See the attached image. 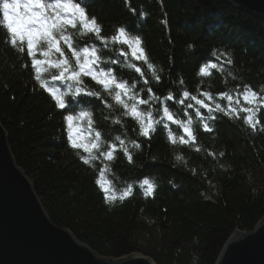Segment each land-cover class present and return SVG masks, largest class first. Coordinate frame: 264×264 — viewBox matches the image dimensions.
Masks as SVG:
<instances>
[{"label": "trees", "instance_id": "16d2710c", "mask_svg": "<svg viewBox=\"0 0 264 264\" xmlns=\"http://www.w3.org/2000/svg\"><path fill=\"white\" fill-rule=\"evenodd\" d=\"M79 2L96 17L107 43L79 28L69 27L66 34L78 49L97 50L100 67L112 69L117 81L131 89L122 99L131 105L130 96L136 95L137 109L145 122L151 113L153 129L148 137L140 135L139 121L125 115L123 105L91 77H82L83 86L100 96L73 98L70 82L54 79L59 70L45 63L39 74L47 87L41 88L26 41L10 43L0 13V123L16 164L49 219L97 254L115 260L142 253L155 264H215L234 231H250L264 217V18L227 0ZM119 27L142 38L153 69L111 39ZM61 47L71 58L67 45L61 42ZM44 50L40 42L35 58L45 60ZM51 59L59 54L53 52ZM248 89L257 93L255 104L242 97L251 95ZM57 90L65 94L66 109L53 99ZM169 94L174 98L167 99ZM216 104L224 111H217ZM165 106L172 121L163 116ZM81 111L90 114L91 124L89 118L74 119L71 135L91 151L73 148L69 141L65 116L78 117ZM189 119L196 139L181 143L187 135L175 121ZM96 133L99 149L91 148ZM110 150L113 159L108 160L102 153ZM144 179L155 185L152 195L145 194Z\"/></svg>", "mask_w": 264, "mask_h": 264}, {"label": "snow or ice", "instance_id": "6c2138e0", "mask_svg": "<svg viewBox=\"0 0 264 264\" xmlns=\"http://www.w3.org/2000/svg\"><path fill=\"white\" fill-rule=\"evenodd\" d=\"M21 8L24 9L21 12ZM132 11H135L134 9ZM0 13H2L3 23L7 29V32L10 34L11 40L10 43L15 46L17 40L21 43L26 41L27 45V56L31 59V64L36 69L35 80L39 82L41 88H46L45 81L41 79L40 76V65L41 64H50L52 68L59 70V75L53 77L58 80H66L70 82V86L74 88L72 92L73 98L80 94H86L90 96H100L98 92H86L85 87L83 86L82 77H91L97 84L103 86L104 90L109 93L113 99L123 105L126 109L125 115L134 116L140 124V135L148 137L150 131L153 129L154 121L152 119L151 113L147 116V121L145 122L144 114L139 112L137 109V104L135 103L137 96L132 95L130 99L134 101L129 105L125 103L122 96H129L131 89L125 82L117 81L115 75L113 74L112 69L107 71L100 67V56L97 54L95 48H77L73 43L72 36L67 33L68 28L72 29H81L86 33L95 34L97 39L107 43L104 37L101 36L102 26L97 23L96 17H90L86 7L83 6L79 0L72 2V0H56L55 3H44L43 0H0ZM145 13L141 12V16ZM113 41L127 45L131 50V55L136 60H142L144 63H147L149 69H153V65L148 63V55L143 47V40L140 36H131L126 31L124 27H119L116 29V35L111 38ZM40 42L46 44V50L41 52V55L45 57V60L36 59V53L34 49ZM61 42L67 45L68 50L71 52V58L65 55L63 48L61 47ZM192 47V45H189ZM20 51H24V48H21ZM58 53L59 59H51L52 53ZM74 60V63L72 62ZM135 68L136 72H140L141 69L136 67L135 64L132 65ZM201 73L205 71L204 68L200 69ZM153 77L157 81L160 80V77L157 75L156 71H152ZM114 86V87H113ZM151 92V89H148ZM251 92V98L248 95L244 96L245 101L249 104H255L258 100L257 93L248 89ZM53 99L55 100L56 105L60 109H66V99L65 94L60 93L58 90L52 93ZM185 97H188V92H184ZM204 95H208L204 93ZM227 95V94H224ZM174 97L169 94L167 99L171 100ZM193 100H196V97H192ZM231 99V97H229ZM140 104H147L146 100H139ZM197 104H201L203 107H209V105L204 104L201 100H196ZM264 103V101H261ZM191 107V105H189ZM217 111H224L219 104L215 105ZM211 110V108H210ZM235 111V109H233ZM244 111L251 112V109H244ZM199 115V113H197ZM163 116L169 120H173V115L169 111L168 107L163 108ZM80 118H89V124H91L90 114L84 111H81L78 117L72 115H66L65 120L68 122L69 127V141L73 148H84L85 151H91V149L83 144L78 143L72 138L71 129L72 121L74 119ZM163 123V120L159 121ZM176 123H182L184 132L187 135V140L183 136L180 137L181 143H187L188 141H195L196 137L191 128V120L185 122L175 121ZM245 122L249 125H253L251 117L245 118ZM206 131H211L208 128L207 124H204ZM83 135V134H82ZM169 139L175 143L176 139L173 137V133L169 130L168 133ZM100 140V133H96L95 139L91 142V148L99 149L98 141ZM116 140L119 141L120 147L123 149L125 155L127 156L128 161L132 162V155L129 153L128 148L125 146L124 141L120 139L119 136L116 137ZM133 147H140L135 141H132ZM114 145L112 148L114 149ZM108 160L113 159L112 150L107 153H102ZM84 160L85 164L89 163L87 158L81 157ZM177 159L181 157L177 156ZM142 185H146L145 190L146 195H152L155 185L150 183L149 180L144 179ZM105 193L108 192V189H104ZM125 193V195H129Z\"/></svg>", "mask_w": 264, "mask_h": 264}, {"label": "water", "instance_id": "95a60500", "mask_svg": "<svg viewBox=\"0 0 264 264\" xmlns=\"http://www.w3.org/2000/svg\"><path fill=\"white\" fill-rule=\"evenodd\" d=\"M264 18V0H227ZM0 264H155L142 253L115 260L97 254L52 222L31 181L16 164L0 123ZM215 264H264V217L250 231H234Z\"/></svg>", "mask_w": 264, "mask_h": 264}, {"label": "rangeland", "instance_id": "374dc122", "mask_svg": "<svg viewBox=\"0 0 264 264\" xmlns=\"http://www.w3.org/2000/svg\"><path fill=\"white\" fill-rule=\"evenodd\" d=\"M245 95H243L242 97H244ZM249 96V98H251V95H248ZM245 100V99H244Z\"/></svg>", "mask_w": 264, "mask_h": 264}]
</instances>
